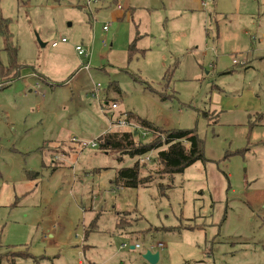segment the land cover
Segmentation results:
<instances>
[{
	"label": "rangeland",
	"instance_id": "374dc122",
	"mask_svg": "<svg viewBox=\"0 0 264 264\" xmlns=\"http://www.w3.org/2000/svg\"><path fill=\"white\" fill-rule=\"evenodd\" d=\"M189 1L124 0L104 32L116 0H0L21 66L0 82L2 264L11 251L28 256L15 264H147L143 252L158 244L157 264H264V7L243 0L237 12L236 0H210L201 13L171 15ZM3 48L0 35L7 66ZM129 114L195 131L206 162L115 189L116 171L137 158L120 162L89 145ZM131 128L136 141L151 139ZM156 154L139 159L147 170Z\"/></svg>",
	"mask_w": 264,
	"mask_h": 264
},
{
	"label": "trees",
	"instance_id": "16d2710c",
	"mask_svg": "<svg viewBox=\"0 0 264 264\" xmlns=\"http://www.w3.org/2000/svg\"><path fill=\"white\" fill-rule=\"evenodd\" d=\"M0 24V35L4 39L3 51L8 55L7 66L2 65L0 60V82H10L17 77L21 66L17 62V50L14 48L12 39L8 35V23L6 20H1L0 18ZM135 42L136 40L131 42L127 47L128 62L137 53ZM167 76L170 77L168 72L164 74L163 81H165ZM115 92L119 94L121 91L117 88ZM156 94L161 97L162 101H166L169 98L163 95V93ZM125 120L128 124L130 123L137 129L148 133L151 139L145 143L136 141L138 130L114 131V133H106L99 137L97 140L98 151L104 152L109 156L116 155L117 160L120 162H122V156H128L131 159L137 158L131 168H120L116 171L115 178L112 181L115 189L147 188L156 178L162 179L165 176L174 177L177 174H182L196 162H206L205 158H203V142L198 138L195 131L178 129L176 131L160 130L147 120H142L132 114L127 115ZM151 152H157V169L155 171L147 170L139 160ZM120 214L118 213L117 216ZM126 214L128 215V213ZM116 219V231L123 230V227L120 225H122V222L125 223V220H118V217ZM95 228L96 223L94 220L88 231H93ZM180 229L193 231L194 227L186 225ZM88 231H86V235ZM10 256L12 259H10L8 264H15L17 259L28 257L17 251H11ZM0 264H2L1 258Z\"/></svg>",
	"mask_w": 264,
	"mask_h": 264
},
{
	"label": "crops",
	"instance_id": "0c3cea01",
	"mask_svg": "<svg viewBox=\"0 0 264 264\" xmlns=\"http://www.w3.org/2000/svg\"><path fill=\"white\" fill-rule=\"evenodd\" d=\"M124 1V0H123ZM122 1V2H123ZM210 0H190L189 2L191 3V6L190 7H187V8H182V6H179V5H176L175 3H173V7L172 6H170V7H172V11H171V15H173V14H177V13H181L180 11H184L183 13L185 14V15H188V12H191V13H197V11L198 12H200L201 13V9L202 8H204V7H206L207 6V3L209 2ZM237 1V9H238V11L237 12H239V10H240V6H241V4L243 3V0H236ZM116 2H117V0H116ZM212 2V1H211ZM261 2H262V6L264 7V0H261ZM210 3V2H209ZM253 8H254V5H253ZM123 12L122 11H119V10H117L116 9V13H112L111 14V16H112V21H111V23H109V25H110V27H109V29L107 30V31H109L110 29H111V27L113 26V23L115 22V20H119L120 18V16L122 17V14ZM190 14V13H189ZM191 16H192V14H190ZM222 16V14L220 13L219 15L216 13H214V15H210L209 14V18L211 19V18H214V21L215 22H217V17H219V16ZM202 20V19H201ZM203 21V20H202ZM203 23V22H202ZM105 27V26H104ZM104 27H103V31H104ZM198 27V26H197ZM203 28H204V23H203ZM190 29H192V27H189V30ZM199 29V31H200V29H201V27H199L198 28ZM105 32V31H104ZM189 32V31H188ZM187 32V33H188ZM255 37L256 36H254V35H250L249 36V39L251 40H254L255 39ZM188 39H189V37H188ZM258 40H259V38H258ZM114 52H116V51H114ZM254 52V51H253ZM245 58L247 57L246 55H243ZM244 58V59H245ZM125 59V56H123V60ZM246 60V59H245ZM247 61V60H246ZM87 62H88V60H87ZM127 62H128V52H127ZM233 63H235L234 61H233ZM112 65H114V64H112ZM237 65H239L238 63H237ZM248 65V63H246V65L245 66H247ZM114 67V66H113ZM248 67V66H247ZM120 68V67H119ZM122 69V68H121ZM226 70H228V69H226ZM104 106H105V108L108 110V108H109V106H108V103H106V102H104ZM111 131H115V129L114 130H111ZM110 131V132H111ZM124 132V131H123ZM104 134H106V132H104V133H102L100 136H102V135H104ZM158 244V243H157ZM156 244V245H157ZM130 250H131V248H130ZM145 252V251H144ZM143 252V253H144ZM152 252H159L160 253V250H158V249H152ZM160 259H161V253H160ZM159 259V260H160Z\"/></svg>",
	"mask_w": 264,
	"mask_h": 264
},
{
	"label": "built area",
	"instance_id": "2783aa9c",
	"mask_svg": "<svg viewBox=\"0 0 264 264\" xmlns=\"http://www.w3.org/2000/svg\"><path fill=\"white\" fill-rule=\"evenodd\" d=\"M122 1L123 0H117V2H116V5H117L116 8L119 11H122L123 10L122 9V5H121ZM96 2H98V0H87V6H90V7L91 6H94ZM109 27H110V25L105 26L104 27V31L107 32V30L109 29ZM66 41H67L66 39H63L61 42L62 43H65ZM51 46L55 48V47H57V43H52ZM75 51L79 54V56H81V55L84 54L83 49H82V46H77L75 48ZM109 107H110L109 109L111 111H113V109H116L117 108V105L116 104H113V105H110ZM110 125H111L112 130H114L115 128H118V129H129V128L133 127V125H131L130 123L128 124L127 121L126 120H123V119L114 120V121H112V123H110ZM89 146H91L92 148L98 147V145L96 143H93V142L90 143ZM141 163H142V161H141ZM125 246L126 245H123V247H125ZM156 247H157L158 250L163 249V245L162 244H158ZM134 249H140V245L135 244L134 245ZM152 249H153L152 247L149 248V250H151V251H152ZM79 264H83V263L82 262H79Z\"/></svg>",
	"mask_w": 264,
	"mask_h": 264
},
{
	"label": "water",
	"instance_id": "95a60500",
	"mask_svg": "<svg viewBox=\"0 0 264 264\" xmlns=\"http://www.w3.org/2000/svg\"><path fill=\"white\" fill-rule=\"evenodd\" d=\"M36 38L38 39L40 46L42 48L45 47V45L41 43V40L38 37H36ZM133 249H134V246L131 247V250H133ZM142 259L147 264H157L159 262V259H160V253L159 252H152L151 250L148 249L142 255Z\"/></svg>",
	"mask_w": 264,
	"mask_h": 264
}]
</instances>
